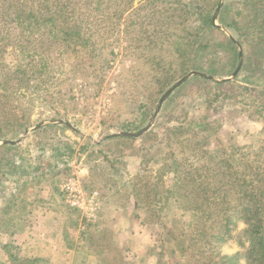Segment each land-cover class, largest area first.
Listing matches in <instances>:
<instances>
[{"label": "rangeland", "instance_id": "obj_1", "mask_svg": "<svg viewBox=\"0 0 264 264\" xmlns=\"http://www.w3.org/2000/svg\"><path fill=\"white\" fill-rule=\"evenodd\" d=\"M76 1V17L87 25L70 45L46 30L25 38L0 21V264H15L11 255L67 264L62 249L75 247V264H189L165 222L188 224L191 212L170 201L159 213L162 226L149 184L162 166L165 188L184 168L211 185H220L212 174L229 171L233 182L236 157L264 155V81L243 69L256 59L264 7L119 0L99 12V0ZM205 12L211 21L199 32ZM232 16L237 25L225 21ZM202 77L211 81L178 95ZM178 126L190 131L173 136ZM74 177L100 195L102 209L89 224L62 190ZM235 216L236 227L217 245L227 256L248 243L238 238L247 225Z\"/></svg>", "mask_w": 264, "mask_h": 264}, {"label": "trees", "instance_id": "obj_2", "mask_svg": "<svg viewBox=\"0 0 264 264\" xmlns=\"http://www.w3.org/2000/svg\"><path fill=\"white\" fill-rule=\"evenodd\" d=\"M174 1L177 4L180 3L179 0H165L166 3L173 5ZM249 1L260 2L264 7V0L243 2L249 4ZM111 2L124 3L119 0H99L96 4L97 10L102 12L104 3L110 4ZM78 4L79 1L76 0H0V21L16 25L17 29H23L26 32L25 38L46 30L52 37L61 38L66 45H70L75 40L82 39L81 32L87 25V18L78 20L76 17ZM231 5L225 9V12L231 8ZM260 12L262 13L259 19H256L257 39L253 50L256 59H248L243 69L247 66L249 69H256L259 73L258 78L264 81V10ZM205 13L200 16L202 26L199 32L204 31L211 21L209 12ZM231 19L232 23L226 18L225 21L237 25L236 22L234 23L235 17L232 16ZM254 61H256V66L253 64ZM200 79L199 82L183 86L178 91V95L194 83L211 81L205 77ZM227 83V81H221L216 84L221 87ZM166 117L167 115L164 114V118ZM23 127H20L19 131H22ZM206 127L208 128L207 123ZM170 130L176 137L190 131L183 126ZM236 163L238 171L232 172L233 182L229 180L228 176L231 175L229 171L212 174L213 179L220 180V185H211L192 179L195 175H200L198 169L191 171L184 168L178 172L174 185L171 188H165L161 185V181L163 174L167 172L162 166L159 171L163 174L157 175L155 181L149 184L151 193H154V200H151V203L155 205L151 212L152 215L154 212L158 213L157 220L162 226L164 222L159 213L169 205L170 201H173L180 209L191 212L192 217L188 224L173 223L174 226L169 227L168 222H165V226L168 227V236L172 235L175 239L181 237L177 243L189 264H264V155L258 150L252 162L243 157H236L231 165ZM224 181L227 183L223 184ZM141 195H143L141 188L138 187V200L140 201L143 200ZM217 197L223 199L218 202L215 199ZM236 214L241 215L247 225L238 238L245 237L248 243L246 246V242L240 239L241 247L246 246L245 251L227 256L218 251L217 245L220 239L223 240V236L236 227L234 220ZM214 252H217L216 256H213ZM11 257L15 264L43 262L38 257L17 255H11ZM161 263L160 260L159 264Z\"/></svg>", "mask_w": 264, "mask_h": 264}, {"label": "built area", "instance_id": "obj_3", "mask_svg": "<svg viewBox=\"0 0 264 264\" xmlns=\"http://www.w3.org/2000/svg\"><path fill=\"white\" fill-rule=\"evenodd\" d=\"M62 190L67 192L66 201L71 207L81 211L88 222L96 220L102 209L98 191L86 192L77 177L68 180Z\"/></svg>", "mask_w": 264, "mask_h": 264}, {"label": "water", "instance_id": "obj_4", "mask_svg": "<svg viewBox=\"0 0 264 264\" xmlns=\"http://www.w3.org/2000/svg\"><path fill=\"white\" fill-rule=\"evenodd\" d=\"M218 27V26H217ZM187 79L184 78L182 80H180L175 86H173V88H171V90L166 94V96L164 97V99H166L174 90H176L178 87H180L181 85H183L185 83ZM162 102H164V100H162ZM157 114V113H156ZM147 130H144L142 132H140L137 135H132V134H127V133H123L124 136H128V137H134V136H140L142 134H144ZM8 142H2V144H6Z\"/></svg>", "mask_w": 264, "mask_h": 264}, {"label": "crops", "instance_id": "obj_5", "mask_svg": "<svg viewBox=\"0 0 264 264\" xmlns=\"http://www.w3.org/2000/svg\"><path fill=\"white\" fill-rule=\"evenodd\" d=\"M32 235H36V234H32ZM43 246V245H42ZM75 250H72V248L71 249H62V251H63V253H64V256H67L68 257V259H69V261H67V258H66V262H67V264H75V252H76V247L74 248ZM67 253H69L68 255H67ZM71 259V260H70Z\"/></svg>", "mask_w": 264, "mask_h": 264}]
</instances>
